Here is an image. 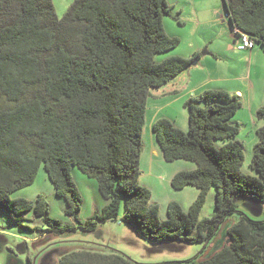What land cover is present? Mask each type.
I'll list each match as a JSON object with an SVG mask.
<instances>
[{"label":"trees","instance_id":"1","mask_svg":"<svg viewBox=\"0 0 264 264\" xmlns=\"http://www.w3.org/2000/svg\"><path fill=\"white\" fill-rule=\"evenodd\" d=\"M222 1L237 35L264 46V0ZM172 9L168 0H74L60 17L53 0H0V209L16 220L28 213L41 218L43 227H26L38 239L118 220L152 244H213L207 255L141 263L112 248L66 252L59 244L66 240H59L48 245L62 249L56 264H264V217L244 209L264 207V125L256 129L251 163L257 176L249 175L241 170V124L232 122L239 95L210 89L190 96L188 131L166 117L153 123L165 161L197 163L172 179L175 189H199L188 211L170 201L161 219L151 189L139 182L151 90L195 59L158 60L180 43L164 26L165 16L178 18ZM256 116L264 119V105ZM42 165L75 224L53 217L44 193L11 198L34 183ZM73 167L97 180L107 202L85 222ZM213 188L215 213L201 217Z\"/></svg>","mask_w":264,"mask_h":264},{"label":"rangeland","instance_id":"2","mask_svg":"<svg viewBox=\"0 0 264 264\" xmlns=\"http://www.w3.org/2000/svg\"><path fill=\"white\" fill-rule=\"evenodd\" d=\"M55 2L59 11L57 13L62 17L74 0H55ZM168 2L173 6L172 14H178V18L165 16L164 26L170 36L180 39V43L175 49L159 54L158 60L177 53L188 55L193 47L201 48L202 51L208 49L210 52L220 53L221 59L206 57L208 58L206 61L185 68L171 82L151 90L152 96L148 100L143 131L144 146L140 165L142 173L139 182L151 189V201L160 205L161 219L167 218V207L170 201L180 203L184 210L188 211L197 198L199 189L195 186L189 185L180 190L172 186V179L179 171L193 170L197 167V163L183 159L173 162L165 161L152 130L153 123L160 117H168L177 127L188 131L189 113L185 107V101L190 97L191 90L196 87L203 89L206 84L201 85V82L211 83L214 80L212 75L216 76L218 73L217 66L228 67L229 64L232 66L234 63H238L239 59L241 61L245 59L239 58L229 51L235 46V38L222 0H168ZM257 48H260L262 52L255 57L252 65V78L254 79L255 68L258 69L260 64L264 65V46L257 43ZM245 62L246 60L241 69L244 70L243 74L247 75L249 65H246ZM229 84L245 87L247 81L231 80ZM201 91L198 90V93ZM250 101L252 102V100ZM249 107V104L242 107L232 118V122L241 123L238 139L245 146V160L241 170L246 174L257 176L251 163L254 146L258 141L255 125H258L260 120L255 114L250 115ZM263 120L260 125L264 124ZM185 165L192 168L186 169ZM71 174L83 197L79 218L85 222L91 218L95 211H100L107 202L100 194L96 179L88 177L78 167H73ZM40 193L47 195L53 217L61 221L62 224L76 223L65 214L66 201L55 193L54 186L43 165L40 167L34 183L13 193L11 198L24 197L34 200ZM244 209L255 218L264 217V207L256 213L247 208ZM214 213L215 189L213 188L208 194L201 217L212 216ZM238 218V214L231 217L233 220ZM26 227L41 228L43 221L33 213H28L23 220H16L13 215L0 209V231L5 232V234H0V264H51L53 259L56 258L58 261L59 257H56L55 254L56 245H48L59 240H66V242L59 243L63 245L62 249H65L66 252L88 248L109 252L112 248L141 263L185 260L196 255H207L213 247L212 243L205 248L204 244H184L172 241L152 244L139 237L130 226L118 220L100 224L94 231L83 232L81 229H77L75 232H71L67 238L53 234L48 239H42L43 237L38 239L35 237L36 231L31 232ZM21 248L24 250L22 251ZM53 250L55 251L52 252Z\"/></svg>","mask_w":264,"mask_h":264},{"label":"crops","instance_id":"3","mask_svg":"<svg viewBox=\"0 0 264 264\" xmlns=\"http://www.w3.org/2000/svg\"><path fill=\"white\" fill-rule=\"evenodd\" d=\"M53 1L55 4V7H56V2H55V0H53ZM56 10L59 13L57 7H56ZM237 31H238L237 29L233 30L234 38H235L234 39V45H235V42L238 38L237 37ZM229 51L234 53L239 58H245L244 59V61L246 60L245 64L249 65L248 74L247 75L243 74L244 70L241 69V66L244 63V61H241V59L238 60V63H234L232 66L230 64L228 67H224L221 65L217 66V72L218 73L216 74V76L212 75L214 77V80H212L211 83L208 81H207V83L201 82V85L206 84L203 87V89H200L198 87L193 88L191 90V92L189 93V96L198 94V90L205 91V90H210V89L211 90L222 89V90H225L231 94H239L240 97L242 98V107L246 106V104H249L250 107L248 109V112L250 113L251 116H253L254 114L256 115V111L264 105V65L260 64V65H258V69L255 68V71H254L255 72V79L252 78V65L254 63L255 57L257 55L261 54L262 50L260 48L256 49V45H255L253 48L245 49V50H238L234 46V48L233 49L230 48ZM176 56H181V57H186V58H197L196 64H192V66L197 65L199 62L206 61V59H208L206 57H209V56L215 57L214 59H221L220 53L210 52V51H208V49L202 51V49L198 48V47H193L190 51V54H188V55L177 53ZM227 68H228V70H227ZM230 68H231V70H230ZM231 80H242V81L245 80V81H247V84L245 87L237 86V85H231V84H229V81H231ZM250 100H252V102ZM242 107H241V109H242ZM239 110L237 111V113L239 112ZM166 118H168V117H166ZM257 119H259V118H257ZM259 120H260V122H262L263 119H259ZM260 122L258 123V125H255V130L257 129V127L264 125V124L260 125ZM181 129H183V128H181ZM154 152H156V150H154ZM140 165H141V159H140ZM185 167H186V169L192 168V167H189V165H185Z\"/></svg>","mask_w":264,"mask_h":264},{"label":"built area","instance_id":"4","mask_svg":"<svg viewBox=\"0 0 264 264\" xmlns=\"http://www.w3.org/2000/svg\"><path fill=\"white\" fill-rule=\"evenodd\" d=\"M237 37L238 38L235 42V47L238 50L251 49L255 46L254 40H252L248 34L239 31Z\"/></svg>","mask_w":264,"mask_h":264},{"label":"water","instance_id":"5","mask_svg":"<svg viewBox=\"0 0 264 264\" xmlns=\"http://www.w3.org/2000/svg\"><path fill=\"white\" fill-rule=\"evenodd\" d=\"M227 16V15H226ZM196 62H197V58H195L194 59V61H193V63L192 64H196ZM62 248V247H61ZM60 247H59V249H57V251L55 252V254H56V257L58 256V257H60L59 255V253H60V250H62ZM55 250H53L52 252H54ZM54 254V255H55ZM59 259V258H58ZM57 263V260H56V258H55V260L53 259V261H52V263L51 264H56Z\"/></svg>","mask_w":264,"mask_h":264}]
</instances>
